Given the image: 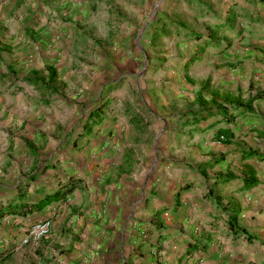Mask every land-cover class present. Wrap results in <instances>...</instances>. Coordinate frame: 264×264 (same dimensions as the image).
<instances>
[{"label":"rangeland","instance_id":"374dc122","mask_svg":"<svg viewBox=\"0 0 264 264\" xmlns=\"http://www.w3.org/2000/svg\"><path fill=\"white\" fill-rule=\"evenodd\" d=\"M19 17L30 24L27 33L16 31L18 25L12 19ZM20 34H29L30 44L27 53L12 60V76L25 74L27 68V73L32 72L28 76L43 77L52 61L58 67L54 88L59 96L58 101H33V93L25 89L18 98L20 107L13 110L15 94H9L13 100L5 107L10 112L5 113H11V121L1 130L5 128L13 137L28 130L33 134L40 129L51 131L54 126L52 133L59 130L62 151L71 146L70 131L79 129L90 106L108 101L107 114L117 113L109 117L105 133L114 152L107 164L113 166L103 167L97 177L114 184L120 174L130 180L132 170L140 169L141 177L134 183L141 194H152L153 179L164 176L165 169L172 170V175L190 179L192 190L185 206L195 211L206 209L202 200L211 191L203 186L209 175L197 166L204 155L225 154L212 172L233 177L218 185L222 193L216 195L215 206L222 212L232 211L236 223L250 233L248 238L229 240V245L218 234L213 240L216 245L208 246L205 258L196 261L264 264V190L260 184L264 183V160L240 161L237 154L249 149L264 154V136L258 134L264 131V0H0V52L19 44ZM195 35L212 40L200 48ZM11 40L16 43L10 45ZM38 59L42 65L36 64ZM2 60L0 56V66ZM216 106L232 116L230 142L208 137L215 126L207 124L214 118L199 122L204 127L195 137L187 136L186 129L193 125L184 126L180 114ZM52 107L61 113L58 124ZM246 165L254 169L260 184L252 190L254 194L238 186ZM11 188L0 185V201ZM128 189L124 188L125 194ZM228 197L231 200L225 203ZM42 220L49 221L45 233L34 240L28 237L30 226ZM14 224L7 217L0 219V244L14 238L20 226ZM51 225L50 218L28 224L21 235L27 238L23 245L32 243L35 253ZM225 245L230 249H224ZM13 260L14 256L8 263Z\"/></svg>","mask_w":264,"mask_h":264},{"label":"crops","instance_id":"0c3cea01","mask_svg":"<svg viewBox=\"0 0 264 264\" xmlns=\"http://www.w3.org/2000/svg\"><path fill=\"white\" fill-rule=\"evenodd\" d=\"M22 18L24 17L12 21L18 25L16 31L20 29V32H26V28L31 26ZM20 37L21 41H17L19 44L0 52L3 58L0 66V96H3L0 97V127H5L11 121V113H8L10 110L5 108L13 100L9 94H15L13 110L20 107L18 98L25 89L29 94L33 93V101H58L59 91L54 88L55 70L58 67L52 65V61H48L51 66L43 77L28 76L32 72L27 73V68L25 74L12 76V60H19L23 53H27L26 48L30 44L29 34H20ZM15 43L16 41L11 40L10 45ZM35 44L38 45L39 41L36 40ZM45 56H48L47 53ZM36 64L42 65L41 59ZM5 67H8V72ZM33 77L43 82H32ZM107 102L101 100L90 106L80 121L79 129L70 131L68 144L71 146H66L64 153L59 148V130L56 128L55 133H52L54 126H51V131L40 129L41 131H34L33 134L28 130L13 137H9L5 128L0 129V169L5 170L4 173L0 170V185L12 187L0 201V219L7 217L15 226L20 225L16 228L13 239L0 244V247L12 249L10 256L1 264H24L28 260H35L36 264H211V260L196 259L205 258L208 248L210 249L208 246L216 245L213 240L219 237L218 234L223 235L225 244L228 245L229 240H237L229 233L227 223V219H232L238 225L233 212L229 209L222 212L215 206L216 195L222 193L217 191L218 185L226 181L216 182L214 179L222 175H216L212 171L225 159V154L204 155L203 162L197 166L199 171L209 175L203 186H208V190H211L202 200L206 209L201 211L186 208L188 195L192 190L188 185L190 179L188 176L172 175V170L165 169L164 176L153 179L150 184L153 186L152 194H141L140 186L134 183L141 177L140 169L137 172L132 170L134 172H131L130 180H124L120 174L115 185L110 180L105 182L106 177H97L103 167L113 166L107 164L114 152L108 147L109 138L105 133L109 128V117L117 113L111 111L107 114ZM51 111L58 124L61 113L54 107ZM199 111L204 110L187 111L179 116L184 126L189 123L193 125L191 129L187 127V136L195 137V133L202 131L204 127L199 126V122L209 118L214 120L207 124L208 127L215 126V129L208 137L216 140V129L229 127V122L220 120L216 115L194 121L192 116ZM118 122L117 117L115 124L111 125L113 130H116ZM223 122V125H219ZM39 123L45 124L43 121ZM229 129L233 132L230 127ZM245 160L248 159L240 161ZM247 167L254 171L251 166L246 165L245 169ZM242 174L238 179L241 191L252 193L260 184L264 190V183L259 182L251 188H241ZM124 182H129V185ZM68 184L72 186L67 190ZM125 186H130L129 193H124ZM52 193H57L58 198L37 208V202ZM254 193L255 191L252 194ZM230 200L228 197L223 201L226 203ZM45 218L51 219V229L45 242L41 241L34 253L32 243H20L22 231L31 222ZM244 231L250 233L245 229ZM191 245L193 247L189 250ZM224 249L230 248L225 245ZM12 256L13 263H8Z\"/></svg>","mask_w":264,"mask_h":264},{"label":"trees","instance_id":"16d2710c","mask_svg":"<svg viewBox=\"0 0 264 264\" xmlns=\"http://www.w3.org/2000/svg\"><path fill=\"white\" fill-rule=\"evenodd\" d=\"M228 17L230 19L232 16L229 15ZM217 26H219V25H217ZM199 39H200V36L195 35V40L198 41ZM210 40H212V39L211 38H206V39H202V40L200 39L198 41L197 45H198V47L200 46V48H203L204 46H206L207 44L210 43L209 42ZM31 81L35 82V83L39 82V81L43 82V80H41L39 78H35V77H33V80L31 79ZM259 94H262V93L259 92L258 96H259ZM244 106H245L244 108L246 110L250 109V107H248V105H244ZM213 115L219 116V119L225 120V122H230L232 120V116L227 115V109L224 107H218V106L211 107V108L208 107L204 111H199L198 113L193 114L192 118L195 121V120H202V119H205V118L213 116ZM258 134L261 136H264V131H260ZM214 136L216 137V140H218L219 142L227 143L231 139V137L233 136V132L227 126L219 127L216 129ZM238 159L239 160L254 159V160L262 161V160H264V154H261L260 152H258L255 149H249L246 151H240L238 153ZM244 172L245 173H243L242 177H241V181H242L241 188L248 189V188H251L252 186H254L258 181L255 177V171H253L250 167H247ZM228 177L231 178L233 176L232 175H224L221 177H216L214 180L216 182H225ZM71 186L72 185H69L66 189L67 190L70 189ZM57 198H58L57 193H55V194L52 193V194L46 195L40 201L37 202V208H41L42 206L48 204L49 202H51ZM227 223H228V227H229V233L233 236V238H237L240 236H245V238H248V233H246L243 228L236 225L232 219H227ZM192 247L193 246L191 245L190 247H188V249L190 250V249H192ZM11 252H12L11 247H0V264L10 256Z\"/></svg>","mask_w":264,"mask_h":264},{"label":"built area","instance_id":"2783aa9c","mask_svg":"<svg viewBox=\"0 0 264 264\" xmlns=\"http://www.w3.org/2000/svg\"><path fill=\"white\" fill-rule=\"evenodd\" d=\"M48 223H49L48 220H42V221H39L38 223L31 225L30 229L28 230V237H30L33 240L38 238L40 235L45 233L48 227ZM26 241H27L26 237H23L22 239H20L21 244L26 243Z\"/></svg>","mask_w":264,"mask_h":264}]
</instances>
